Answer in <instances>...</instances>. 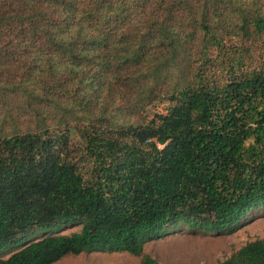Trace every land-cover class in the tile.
Returning <instances> with one entry per match:
<instances>
[{
  "label": "trees",
  "instance_id": "16d2710c",
  "mask_svg": "<svg viewBox=\"0 0 264 264\" xmlns=\"http://www.w3.org/2000/svg\"><path fill=\"white\" fill-rule=\"evenodd\" d=\"M260 207L264 0H0V264H161L168 226Z\"/></svg>",
  "mask_w": 264,
  "mask_h": 264
},
{
  "label": "rangeland",
  "instance_id": "374dc122",
  "mask_svg": "<svg viewBox=\"0 0 264 264\" xmlns=\"http://www.w3.org/2000/svg\"><path fill=\"white\" fill-rule=\"evenodd\" d=\"M75 141L77 137L74 136ZM79 226L40 233H69ZM264 237V208H256L239 224L222 232L192 230L184 224L168 226L166 233L145 244V249L161 264H221L246 242ZM9 252L3 254L7 257ZM53 264H139L128 252H86L68 255Z\"/></svg>",
  "mask_w": 264,
  "mask_h": 264
}]
</instances>
